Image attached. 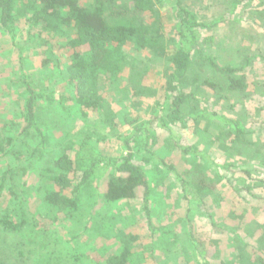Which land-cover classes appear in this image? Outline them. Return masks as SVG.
Wrapping results in <instances>:
<instances>
[{
	"label": "trees",
	"instance_id": "16d2710c",
	"mask_svg": "<svg viewBox=\"0 0 264 264\" xmlns=\"http://www.w3.org/2000/svg\"><path fill=\"white\" fill-rule=\"evenodd\" d=\"M163 1L168 6L163 11L173 12L171 29L160 24L161 10L157 3L161 2L163 8ZM191 1L169 0L168 5V0H0V31L13 39L22 22L21 28L29 35L26 39H32L30 45L37 47L34 54L41 53L43 56L36 72L43 75L53 65L58 78L52 83L55 85L50 87V93L41 94L31 84L35 75L33 78L28 73V76L21 59L15 65L18 76L11 74L8 78L9 91L17 83L21 91L17 93V110L12 111V115L2 123V129L7 134L11 133L12 126L17 130L16 141L8 136V145L0 146V159L7 160L11 153L16 155L17 162L0 175V196L7 198L0 213L2 235L18 232L25 226L28 215L21 203H24V192L29 185V174L34 173L38 175L35 181L42 178L45 182L30 184L40 191L48 211H56L58 215L77 211L82 193L91 187L93 180H100L102 188L99 191L96 188L95 202L107 205L142 196V206L148 216L150 186L145 166L149 159L142 154L144 149L155 161L157 170L175 174L184 194L194 197L189 201L196 200V196L202 192L212 193L216 188L234 193L233 208L230 206L227 218L232 228L228 230L229 234L235 233V222L242 224L247 215L253 213V208L264 215V118L258 123L257 135L251 138L255 131L246 125V118L232 117L228 112L222 113L221 108L213 110V107L202 105L203 100L193 89V86L203 85L213 93L217 91V102L241 93L240 90L248 87L247 71L254 67L253 63L262 54L263 44L261 47L255 42L249 48L241 38H235L216 52L213 49L203 53L205 30L225 21V17L211 23L203 22L190 8L189 4H193ZM231 1L232 7H236L249 0ZM163 27L168 29L164 30ZM208 38H213L211 33ZM238 45L244 47L241 53L238 52ZM132 49L138 53L149 51L163 59L162 82L157 89L160 95L153 115L147 121L134 125L122 137L125 151L102 153L91 145L85 150L87 142L79 144L78 149L71 141L63 144L58 139L52 143L47 136L50 130L46 132L40 122V111L45 103L50 111L59 116L70 106L77 107L83 117L95 114L104 122H107L106 119L111 122L117 117L127 124L135 120L128 117L126 103L135 109L140 108L144 101V90L129 83L125 91L131 89V95L127 98L121 94V98L114 99L105 89L120 77L127 66L128 50ZM232 51L241 54V58L232 57L221 63L217 61V55ZM198 52L206 67L201 66L203 76L193 71L196 62H201V59L195 60L196 56L200 57ZM214 75L216 77L213 78ZM0 95H4L2 87ZM111 98L124 107L125 113L113 109ZM233 105L236 104L230 103L229 108ZM261 108L264 106L261 105ZM200 120H204L203 127L213 126L222 149L240 156L241 161L249 160L250 169H244L245 181L228 179L219 171L224 164L209 162L190 143L177 141L175 132L185 130L188 133V126ZM111 124L115 126V123ZM158 128L162 130L161 135L155 133ZM165 136L171 139L179 152L176 163L168 161L169 154L165 156L169 152L161 143V137ZM24 148L30 153L29 157L22 156ZM190 157L193 158V168L186 169L181 164ZM201 159L206 162V167L200 164ZM40 162H43L42 166ZM178 162L182 166L180 172L175 165ZM207 163L214 166L207 167ZM208 219L212 222L211 215H208ZM133 224L117 231L118 247L105 254L102 264H133L134 248L143 238ZM250 234L251 246L257 253L256 263L264 264V219ZM236 236L239 241H235V244L238 243L237 247L242 250L247 243ZM200 244L196 245V250L205 258L201 264H207L205 255H213L216 251L211 242L208 247ZM34 255L29 263H25L21 256L18 259L13 256L0 257V264H41L40 260L45 256L43 251Z\"/></svg>",
	"mask_w": 264,
	"mask_h": 264
},
{
	"label": "rangeland",
	"instance_id": "374dc122",
	"mask_svg": "<svg viewBox=\"0 0 264 264\" xmlns=\"http://www.w3.org/2000/svg\"><path fill=\"white\" fill-rule=\"evenodd\" d=\"M191 2L193 4H189L190 8L203 22L211 23L220 17H225V21L220 22L214 28L210 27L205 30L203 53H208L213 49L216 52L222 46L225 47L229 40L235 38H241L245 41L244 45L249 48L255 42L261 47L263 44L262 54L253 63L254 67L247 71L248 87L240 90L241 93L237 92L228 99L217 102L215 98L218 96L217 91L213 93L211 89L203 85L193 86L195 93L203 100L202 105L213 107V110L216 107L221 108L222 113L228 112L232 117L246 118L244 119L247 122L246 125L255 131V134H251L252 138V135H257L258 123L264 118V108H261V105L264 106V86H262L264 85V0H249L244 2L246 4L239 3L236 7H232L231 0H193ZM167 3L170 5L169 0ZM161 6V2L157 3L158 9L161 10L160 24L170 26L171 29L173 12L163 11L168 7L164 1L163 8ZM21 24L22 22L13 39L0 31V87L4 89V95H0V146L5 147L8 145L6 137L10 136L13 141H16L17 136V130L13 126L10 127L11 133H5L2 123L12 115V111L17 110L16 105L19 103L17 97V93L21 91L19 83L14 88L11 87V91L8 89L10 88L8 78L11 74L18 76L15 68L18 59H21L23 69L27 74L29 73L33 78L35 75L31 84L39 89L41 94L50 93L52 89L50 87L55 85L52 83L58 79L57 75L55 76L56 71L52 68L53 65L46 73L38 75L35 69L39 67L43 56L41 53L34 54L37 47L30 45L33 41L26 39L29 35L21 28ZM166 27H163L164 30L168 29ZM209 33L213 38H208ZM241 48L244 47L241 45L238 47L239 53H241ZM19 51L22 54L19 55ZM128 52L127 66L120 77L105 89L114 99L121 98L119 97L121 94L127 98L131 95V89L125 91L129 83H134L135 88L144 90V101L140 108L135 109L124 100L128 117L130 120H135L127 124L117 117L111 120L115 123L113 126L110 119L104 122V119L97 118L95 114L83 117L77 107L70 108V106H67V110L59 116L54 111H50L45 103L40 111V122L46 128V132L50 130L47 136L52 143H56L58 139L63 144L71 141L73 145H77L78 149L79 144L87 142L85 150L91 145L102 153L113 154L125 151L122 137L134 125L147 121L157 108L156 101L158 94L160 95L157 89L162 82L160 77L163 65V59L149 51L138 53L132 49ZM198 55L200 57L196 56L195 60L201 59V62L200 64L196 62L193 71L203 76L201 69L205 67V64L199 52ZM240 55L234 51L224 52L222 55H217V61L226 62L232 57L240 59ZM217 78L222 79L220 76ZM53 90H56V87H53ZM233 102L236 105L229 108L230 103ZM111 106L125 113L124 107L113 99ZM203 125L204 120H200L188 126V133L185 130L175 132L178 136L177 141L190 143L193 149H199L204 159H208L209 162L224 164L219 171L228 179L245 181L247 178L244 169H250L249 160L241 161L240 156L222 149L217 139L219 136H216L213 126L203 127ZM155 133L161 135L162 130L158 128ZM247 137L249 138L250 135ZM161 143L169 151L165 154V156L170 155L168 161L176 163L179 152L174 148L171 139L167 136L161 137ZM142 154L149 159L147 161L149 163L145 166L150 186L148 216L142 206V196L107 205L95 202L96 188L98 191L102 188L100 180H93L91 187L82 193L77 211L67 215H58L56 211H48L49 209L42 202L40 191L33 188L32 184L37 185L39 181L42 183L45 181H42V178L35 181L38 175L29 174V185L24 192V203H21L25 212H28H26L27 222L18 232L2 235V230H0V257L13 256L18 259L21 256L25 263H29L35 256L34 253L43 251L45 256L40 260L41 264H102L105 254L118 247L117 231L134 223L133 225L138 227V232L143 235V238L139 246L134 248L133 264H201L204 263L205 258L196 250V245L203 243L208 247L210 242L216 253L205 255L207 264H257V253L251 246L250 232L264 219L262 212L253 208V213L248 214L242 224L235 222V233L231 235L228 230L232 228L227 218L230 206L231 209L233 208L234 193L216 188L212 193L202 192L196 196V200L189 201L188 199L194 197L184 194L182 184L175 174L166 170H157L155 161L151 159L146 149L142 150ZM29 155L30 153L24 148L22 156L26 158ZM14 156L16 155L9 153L7 160L0 159V175L6 168L17 163ZM139 158L141 159L140 156ZM204 159H201L200 164L206 167ZM186 161L181 165L186 169L191 166L193 168V158L190 157ZM40 163L42 166L43 162ZM178 164L179 162L175 165L178 166L177 169L180 172L182 166ZM212 166L214 165L207 163V167ZM5 199H7L5 196H0V213L3 212L2 208L7 203ZM246 209L248 211L249 208ZM258 212L259 214H255ZM208 215L212 216V222L208 219ZM236 235L247 243L242 250L237 247L238 243L235 244V241H239ZM235 248L239 250L235 251Z\"/></svg>",
	"mask_w": 264,
	"mask_h": 264
}]
</instances>
